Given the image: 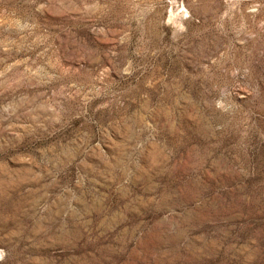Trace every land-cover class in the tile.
<instances>
[{"label": "rangeland", "instance_id": "1", "mask_svg": "<svg viewBox=\"0 0 264 264\" xmlns=\"http://www.w3.org/2000/svg\"><path fill=\"white\" fill-rule=\"evenodd\" d=\"M0 264H264V0H0Z\"/></svg>", "mask_w": 264, "mask_h": 264}]
</instances>
